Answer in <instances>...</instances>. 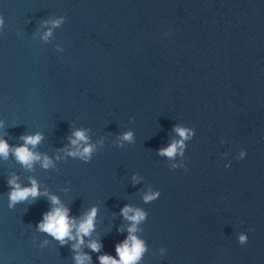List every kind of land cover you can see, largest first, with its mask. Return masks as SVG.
<instances>
[{"label": "water", "instance_id": "1", "mask_svg": "<svg viewBox=\"0 0 264 264\" xmlns=\"http://www.w3.org/2000/svg\"><path fill=\"white\" fill-rule=\"evenodd\" d=\"M0 14V136L15 146L41 132L35 150L54 160L0 157L2 264H74L73 241L36 230L47 196L9 207L12 175L73 215L98 205L92 264L128 234L126 203L148 212L139 264H264V0H0ZM174 124L195 135L183 155H160ZM75 128L96 145L88 161L62 150ZM149 189L161 195L145 202Z\"/></svg>", "mask_w": 264, "mask_h": 264}, {"label": "clouds", "instance_id": "2", "mask_svg": "<svg viewBox=\"0 0 264 264\" xmlns=\"http://www.w3.org/2000/svg\"><path fill=\"white\" fill-rule=\"evenodd\" d=\"M64 17L53 19L51 21H44L45 24L51 23L53 26L59 25L63 21ZM5 17L0 14V30H3L5 26ZM52 28H48L42 34V38L47 40L51 35ZM169 32H165L164 35H169ZM3 120H0V126L3 125ZM173 130L177 133L178 138H174L167 145L158 149L160 155L167 157H174L177 154L183 155L186 141L191 139L195 135V128L187 125L174 124ZM43 133L34 132L27 133L21 136L23 140L22 144L10 145L6 137L0 136V157L6 158L9 153L15 156L16 160L25 166L31 167L35 161H40L41 166L48 168L54 165V160L47 154H42L36 151V145L42 140ZM134 139V132L129 129L120 134L121 144L124 141L131 142ZM70 145L65 146L62 149L67 155L79 156L81 159L88 161L91 159L96 145L89 142L90 137L88 135V129L75 128L72 134L69 136ZM103 143V140L100 141ZM247 148L241 146L236 158L242 159L247 155ZM60 156L57 154L56 159ZM173 167H176L174 164ZM225 167H230V162L225 164ZM139 177L133 175V182H138ZM7 183L10 185V191L8 192L9 207H13L17 202L24 200H34L40 195L47 196L50 206L42 213V219L36 224V230L40 232L48 233L52 238L59 241L60 244H65L68 241L71 243L73 250L74 264H92V256L89 252L83 251V247L86 244L92 251L100 252L102 247V241L97 238H91L85 240V237H91L93 231L96 228V219L98 214V205H92L90 208L82 212L79 216L71 214V208L65 204L61 198L52 192H49L46 188H41L39 181L32 177L28 184H23L17 175H12L8 178ZM161 195L160 189H149L143 195L145 202H149L153 199L159 198ZM121 214L127 224V235L122 241H118L115 246V255L112 253H101L97 257L100 264H139L144 253L148 250V244L143 236L139 233L141 229L139 225L144 221L148 212L146 209L134 206L126 203L121 208ZM120 231H124V226H120ZM249 228L247 231H241L237 234L236 239L240 244H246L249 239V232L252 231ZM34 243V240H33ZM44 244H48L49 241L46 238L43 241ZM165 251L161 248V252ZM2 264V261H0Z\"/></svg>", "mask_w": 264, "mask_h": 264}]
</instances>
